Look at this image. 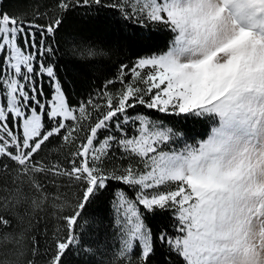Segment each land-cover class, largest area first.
<instances>
[{
    "label": "snow or ice",
    "instance_id": "obj_1",
    "mask_svg": "<svg viewBox=\"0 0 264 264\" xmlns=\"http://www.w3.org/2000/svg\"><path fill=\"white\" fill-rule=\"evenodd\" d=\"M50 7L31 18L0 10V233L21 227L19 207L43 211L54 196L44 264H64L74 248L97 264H153L161 248L159 264H264V0ZM77 9L103 13L114 26L107 50L65 32ZM164 30L174 36L162 52ZM125 49L134 60L73 99L61 56L89 65ZM153 113L202 123L206 139ZM57 141L68 149L62 161L45 154ZM105 196L104 235L82 245L104 225L89 209ZM30 252L25 264H39L35 235Z\"/></svg>",
    "mask_w": 264,
    "mask_h": 264
},
{
    "label": "trees",
    "instance_id": "obj_2",
    "mask_svg": "<svg viewBox=\"0 0 264 264\" xmlns=\"http://www.w3.org/2000/svg\"><path fill=\"white\" fill-rule=\"evenodd\" d=\"M54 0H2L0 3V10L7 11L12 14L18 12H26L31 16L39 11L40 13H50L52 8L50 5ZM44 22V20H41ZM66 33H79L86 38L97 42L101 48H105L109 45L116 35L114 26L105 18L104 14L101 13L97 16L95 13L85 14V10L77 9L68 15L67 20L64 24ZM61 35H64L62 33ZM174 34L170 31L164 30L159 37V47L162 52L167 51L171 46V39ZM143 55V53H141ZM136 53L133 51L122 50L115 54L109 53L107 57L101 56L96 58L89 65H82L79 62H74L70 56H61L58 61L59 71L61 77L68 85L69 91L72 93L73 99H82L88 96L92 91L97 90L103 83L106 77H111L116 72V65L120 61L129 63L134 60ZM47 87V86H46ZM78 93V95H77ZM140 111H146L140 109ZM153 115H160L165 121L179 122L178 126L192 130L191 134H200L197 136L198 139H206L203 135V128L205 127L202 123L193 124L190 121H184L180 117L163 116V114L153 113ZM210 131V125L207 126ZM192 141L189 140V143ZM62 142L57 141L54 145H50V149L55 148V151H49L45 154L49 159L54 157L63 160V152H67L68 149L65 147L63 150L60 149ZM46 188L55 193L57 191L54 184L45 181ZM61 189L66 188V185H61ZM54 196H49V200L45 202L44 210L39 212H32L31 209L25 207H19V215L24 216L22 225L15 233L4 234L0 233V260L7 259L11 264H25L26 260L33 259L30 252V238L35 235L40 243V256L35 257L39 264H44L46 257L43 256L44 248L47 247L48 242L45 240V232L47 233L49 240L51 233L56 227V218L54 213L56 208L52 206L51 201ZM27 214L25 215V213ZM90 214L97 216L100 220H103V227H97L92 230V233L82 237V245H87L95 240L97 237H103L104 228L107 227L108 220L111 218V208L108 201V197L105 196L100 201L96 202L89 209ZM35 217H39L38 219ZM31 222V223H29ZM157 226L163 223L162 218L157 219L153 222ZM6 235H10L13 239H5ZM23 235V239H21ZM17 241H19L17 243ZM99 257H93L87 255L81 248H74L70 253L67 254L64 264H97ZM165 259L164 250L158 249L156 255L153 257V264H159L160 261Z\"/></svg>",
    "mask_w": 264,
    "mask_h": 264
}]
</instances>
